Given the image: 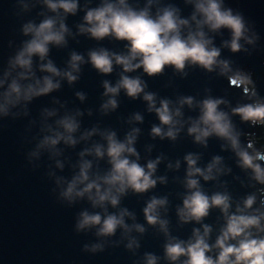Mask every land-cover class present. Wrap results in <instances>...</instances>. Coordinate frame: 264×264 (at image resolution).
I'll list each match as a JSON object with an SVG mask.
<instances>
[{"label":"clouds","instance_id":"obj_1","mask_svg":"<svg viewBox=\"0 0 264 264\" xmlns=\"http://www.w3.org/2000/svg\"><path fill=\"white\" fill-rule=\"evenodd\" d=\"M154 2L148 0V5L143 8L132 6L129 0H101L96 7L85 6L83 23L78 25L79 32L98 41L107 37L125 41L126 51L117 53L100 47L90 50L87 59L73 52L68 69L61 70L49 58L50 46L67 43L70 29L66 19L68 14L75 15L80 10V0H42L54 15L39 23L29 21L23 25V34L30 39L10 59L9 69L0 77V117L8 116L11 109L22 102H31L59 89L61 83L56 77L66 78L69 83L75 82L79 79L83 63H90L102 74H110L115 66H120V78L114 85L109 80L103 82L104 95L109 97L102 105L104 112L114 111L119 106L116 97L121 90L133 99L142 95L143 100L148 102V111L155 112L160 121L151 129L153 137L175 140L185 124H188V134L197 143L207 146L208 139L216 136L235 153L238 166L249 172L250 180L254 181L252 186H261L239 200L227 191L209 194L204 190L201 178L212 181L222 174L225 171L223 157L217 155L206 167H201L198 154H186V191L182 205L177 207V215L182 223L194 221L202 228H194L187 239L172 236L169 221L161 216V209H167L168 199L153 196L143 211L147 223L158 224L167 237L164 258L169 264H264V148H258L254 140L243 143L241 136L246 134L237 129L232 119L238 115L242 122L252 127H264V96L256 90L251 73L243 69L234 70L231 61L221 59L222 49L216 46L215 37L210 33L228 30L230 39L222 43L233 53L248 52L247 45L256 44L260 36L249 26L242 12L225 6V0H187L194 5L190 18L182 17L180 9L172 5L158 7L153 13L151 6ZM21 3L27 10L29 5L24 0ZM34 57L41 61L39 70L48 75L37 77L33 67ZM45 60L46 63L43 62ZM189 66H199L209 72L218 68L231 85L239 87L247 102L238 103L228 112L221 105L230 102L212 95L202 100L192 96H183L177 102L168 98L158 100L156 93L146 91L148 85L145 80L138 75L127 74L142 69L148 76H157L169 67L183 73ZM77 96L85 99L82 92H78ZM185 105L198 108L199 115L185 120ZM45 111L48 117L57 115L55 110ZM79 115L82 113L66 114L55 121V126L47 125L50 134L40 140L30 156L38 157L42 149L58 155L57 145L61 141L76 145L78 140L74 134L80 129ZM133 119L142 122L144 118L136 113ZM98 132L106 143H97L80 153L79 171L70 180L63 177L57 179V184L61 186L60 197L69 204L86 197L93 208L102 209L80 212L75 225L78 232L95 228L96 235L101 237L114 236L118 229H123L125 233L133 230L144 233V225L126 223V217L135 220V215L127 208L110 213L108 206L117 208L121 198L129 191L146 193L158 182L166 183L165 177L156 176L161 158L145 164L140 162V154L135 147L139 128H133L123 140L115 131L100 132L96 128L85 131L79 139H89ZM88 155L97 159L107 158L109 169L103 174L94 172L93 161L84 158ZM57 166L64 167L59 161ZM180 166L181 162L177 161L175 167L178 169ZM169 167L173 165L169 164ZM227 170L231 171L230 168ZM212 209H219L223 221L214 240L213 227L204 223ZM126 247L139 248L140 244L131 238ZM84 249L92 253L103 252L104 244H86ZM159 260L158 255L145 253L144 264H159Z\"/></svg>","mask_w":264,"mask_h":264},{"label":"water","instance_id":"obj_2","mask_svg":"<svg viewBox=\"0 0 264 264\" xmlns=\"http://www.w3.org/2000/svg\"><path fill=\"white\" fill-rule=\"evenodd\" d=\"M100 2L101 0H80L81 8L77 14H68L66 23L70 34L66 37L67 43L61 46L51 45L49 52V58L59 69H68L73 52L80 53L87 59L90 50L100 47L117 53L126 51L125 41L111 37L98 41L79 32L78 25L83 23L85 6L96 7ZM24 3L29 5L27 10L23 8L21 0H14L13 57L22 48L23 43L30 39V36L23 34V25L29 21L39 23L47 16L54 15L42 0H24ZM129 3L134 7L143 8L148 5V0H129ZM168 5L178 7L184 18H190L194 11V5L187 0H155L151 10L155 13L158 7ZM225 6L242 12L260 39L254 45H247L248 52L233 53L223 47L222 43L230 39L228 30L210 35L215 37L216 46L222 49L221 59L231 61L234 70L243 69L251 73L256 90L264 96V0H225ZM40 63L39 58L34 57V70L37 77L42 78L48 73L39 70ZM80 69L79 79L75 82L69 83L66 78L56 77L61 83L59 89L36 97L31 102H22L11 109L2 264H144L145 253L148 252L160 257L159 264H169L164 258L167 237L158 224L147 223L143 209L153 196L167 197V209H161V216L169 221L168 228L172 236L187 239L192 235L194 228H202L201 224L194 221L182 223L177 215V207L182 205L186 191L184 180L187 164L184 157L188 153L200 156L198 164L201 167H206L217 155L223 157L225 171L222 174L212 181H204L201 178V184L209 194L227 191L239 200L261 187L258 184L252 186L254 181L250 180L249 172L238 166L235 153L230 147H225L224 140L216 136L208 139L207 146L197 143L193 136L188 134V124H185L175 140L153 137L151 129L154 125H159L160 121L155 112L148 111V102L143 100L142 95L133 99L121 90L116 97L119 106L114 111L104 112L102 105L109 97L104 95L103 82L109 80L114 85L120 78V66H115L110 74L100 73L90 63L81 64ZM15 74L14 72L13 75ZM127 74L138 75L145 80L148 85L146 91L156 93L158 100L168 98L177 102L183 96L202 100L212 95L223 97L230 102L221 105L228 112L238 103L247 102L239 87L231 85L218 68L209 72L199 66H189L181 73L169 67L157 76H148L142 69ZM78 92L85 94L84 100L77 96ZM45 110H55L57 115L48 117ZM77 112L82 115L77 116L80 129L74 134L78 140L76 145L61 141L57 145L58 155L48 149H42L38 157L30 156L40 140L50 134L47 125L55 126L57 119ZM183 112L185 120L199 115L198 108H189L187 105L184 106ZM136 113L143 116L142 122L133 119ZM232 119L237 129L246 134L241 136L243 143L254 140L258 148H264V127H252L249 123L242 122L238 115ZM93 128L100 132L115 131L121 140L133 128H139L135 147L140 154V162L145 164L149 160L161 158L156 176L165 177L166 183L158 182L155 188L146 193L129 191L121 198L117 208L108 206L110 213H118L127 208L135 215V220L126 217V223L144 225V233L136 230L125 233L123 229H118L114 236L101 237L96 235L95 228L79 232L75 228L80 212H96L102 209L93 208L86 197L69 204L60 197L61 186L57 184V179L63 177L70 180L79 171L80 153L97 143H106L99 132L89 139H79L85 131ZM84 158L93 161L94 172L103 174L110 167L107 158L97 159L92 155ZM57 161L63 163V169L57 166ZM177 161L181 162L178 169L175 167ZM169 164L173 167L170 168ZM229 168L230 172L227 170ZM222 222L219 209H212L210 215L204 219V223L214 229L213 240ZM131 238L139 242V248L126 247ZM95 243H103L104 251L92 253L84 249V245Z\"/></svg>","mask_w":264,"mask_h":264}]
</instances>
